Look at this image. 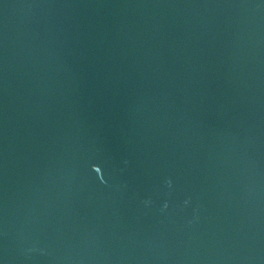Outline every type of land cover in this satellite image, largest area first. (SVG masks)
Segmentation results:
<instances>
[{"label": "water", "instance_id": "water-1", "mask_svg": "<svg viewBox=\"0 0 264 264\" xmlns=\"http://www.w3.org/2000/svg\"><path fill=\"white\" fill-rule=\"evenodd\" d=\"M0 264H264V0H0Z\"/></svg>", "mask_w": 264, "mask_h": 264}]
</instances>
